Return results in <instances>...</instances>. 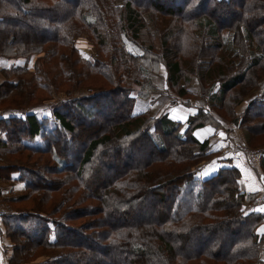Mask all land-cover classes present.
<instances>
[{"label": "trees", "instance_id": "obj_1", "mask_svg": "<svg viewBox=\"0 0 264 264\" xmlns=\"http://www.w3.org/2000/svg\"><path fill=\"white\" fill-rule=\"evenodd\" d=\"M174 1L175 5L165 6L161 0H121L118 5L116 0H0V58L12 66L1 71L5 80L0 84V103L13 102L9 91L18 92L25 84L10 77L19 78L31 68L30 99L37 90L42 94L51 90L46 83L50 74L57 87L68 85L63 70H56L58 48L62 62L67 57L70 62L79 54L76 39L81 35L110 61L105 65L98 59L74 60L88 72L84 79L98 75L108 88L87 97H66L50 108L51 117H41L35 110L5 112L7 116L0 117V154L4 155L0 158L28 151L30 156L46 153L54 161L38 171L22 167L8 171L0 162V181L23 182L28 192L22 199H8L9 203H34L32 197L40 194L33 210L8 208L0 214V234L5 233L12 243L8 264H21L39 249L48 251L39 264H119V260L120 264H264V235L256 233L264 215L253 210L256 194L239 192L238 169L221 167L207 179L197 177L213 154L208 140L200 142L192 131L205 123L213 125V116L199 110L182 124L165 114L132 111L135 99L147 97V89L155 87L144 75L142 61H159L167 68L172 91L181 97L188 94L185 86L195 75L201 96L221 121L237 123L245 130L247 145L264 150V81L257 96L235 114V106L264 77V0ZM144 14L176 19L178 26L166 36L175 38L173 52L168 42L160 52L147 47L145 53L134 54L125 48L122 32L137 38L136 27ZM106 17L118 28L111 51ZM34 25L52 28V34L35 42L19 37V30ZM18 57L25 58V65L14 66ZM185 62L188 66L194 62L190 76H186ZM107 100L109 106L102 111ZM77 124L95 130L78 131ZM81 130L86 145L81 135L75 139ZM21 134L40 137L45 145L23 143ZM74 142L85 146L76 157L69 155ZM134 156L139 160L133 161ZM260 164L264 172V151ZM106 168L115 170L104 172ZM51 195L63 196L58 207L49 208ZM242 203H246L244 211ZM64 206L79 209L66 210L61 217L52 215ZM142 211L150 212L151 218L136 224L127 221ZM72 236L79 237L78 242L70 241ZM189 246H197L194 253L186 251Z\"/></svg>", "mask_w": 264, "mask_h": 264}, {"label": "rangeland", "instance_id": "obj_2", "mask_svg": "<svg viewBox=\"0 0 264 264\" xmlns=\"http://www.w3.org/2000/svg\"><path fill=\"white\" fill-rule=\"evenodd\" d=\"M68 2H70V0H67ZM108 1V0H107ZM121 0H116V3L114 5H118L120 3ZM162 3L167 6H173L175 5L177 2H175L174 0H161ZM179 1V0H176ZM103 5V4H102ZM64 12V11H63ZM63 12H61L63 14ZM61 14V15H62ZM119 16H116V19L119 20ZM227 16V15H226ZM225 17V16H224ZM176 19L169 18V17H165L162 15H149V14H144L143 15V20L140 22V25H138L136 27V29L138 30L137 33V38L136 34L134 36H129L128 34H126V32H122L121 34V40L124 42V46L125 48L131 53L134 54H142L141 52L143 51V53H145V49L151 48L152 51H156V52H160L163 48V44H165L164 42H168V47L172 52L173 50L171 49L172 46H174L173 41L175 40V38L173 39H168L166 36L170 31H175L176 27L178 26V23L175 21ZM105 21H108L106 26H110L109 29V33L111 34L110 37H107L108 39V50L111 51L112 48L114 47L113 45L115 44L116 40H115V35H116V31L118 30L117 27L112 26V24L109 22V20L107 19V17L105 18ZM119 24L123 25L124 24V20H122L121 22H119ZM175 27V29H174ZM124 31L127 28H122ZM21 32V33H20ZM47 34H49V36L52 34V28L48 29V28H40L38 26H33L30 27L29 30H24L22 29V31L19 30V37L20 38H24V36H26L27 38L30 39H41L45 36H47ZM223 36H225V34H223ZM168 39V40H166ZM112 45H111V44ZM136 43V44H134ZM76 45L78 47V51L79 54H75V59H79L80 58L87 60V61H93L95 59H98L100 62H104L105 65H109L110 61L105 59L103 56L100 54V49L99 47L97 48L96 46L94 47L93 42L88 40V38L85 35H81L80 37H78L76 39ZM140 47V48H138ZM143 47V48H141ZM166 48V47H165ZM62 49L58 48V59H57V67L56 70H63V72L65 73V77L64 80H68L70 81V83H68V85H63L62 87L65 89H67L68 92H65L64 89H62V87H57V83L54 82V76H51V74L49 75V78L46 77V83H50V85H52L51 90L48 92L46 91L44 94H42V92L40 90H37L36 95L30 99V95L32 93V88L31 87V81L33 78V73L34 70L28 71L27 73H23L22 75H19L17 78L16 76H11L10 77V81L12 82H16L18 79V81L22 80L24 81V86L22 87L23 89H19L18 92L16 91H9V94L13 100V102H9V100H7V102L0 103V117H5L7 116L5 112H10V114H19L21 113V111H25V112H33V110H35L39 116L41 117H51L50 114V108L52 106H57L59 105V103L61 101H65L67 100L66 97H87L90 96V94L95 93L96 91L102 90L104 88H108L110 85L108 83H106L105 79L101 78L98 75H94L91 74L89 75V77L86 79V76L88 75V72L86 70H84L83 68L80 70L79 69V64L77 62H74L75 59H72L70 62L68 61V57L67 60L64 61V63L62 62L61 58H60V51ZM49 52V51H48ZM65 52L67 53V56L72 57V53L69 52V50L65 49ZM39 55V54H38ZM110 54H106L105 56H108ZM62 57V56H61ZM64 57V56H63ZM82 59V60H83ZM4 60V59H2ZM18 63L14 64V66L20 65L23 66L25 65V58L24 57H18L17 58ZM16 60V62H17ZM187 62V61H186ZM186 62L183 64L184 66V70L187 71L186 76H190L191 73L189 74L190 68H195L194 66V62L191 63L189 66L186 64ZM54 65V62H52ZM74 63H77L78 65H74ZM83 64V61H82ZM143 64V68H145L144 71V75H146L148 78L149 76H156L157 78L160 77L161 79V84L159 86V88L157 87H153L151 86V88L147 89V91H149L147 93V96L152 94L155 96H159L161 93H167L169 95L173 94V98L176 99L177 97L180 98L181 96L177 95L175 93V91L171 90V87L168 84L167 81V76H168V72H167V68L164 66L163 63L161 62H155V63H149L148 60L146 61H142ZM81 65V64H80ZM84 65V64H83ZM33 67V66H32ZM63 67V68H62ZM9 68H12L11 66V62L10 64L7 65L5 70H8ZM35 68V66H34ZM4 69V68H3ZM48 71H50V69H47ZM81 73V75H80ZM45 75V72H44ZM80 75V76H79ZM5 76V75H4ZM81 78H83V81H81ZM92 78H98V79H93ZM189 84L185 86L188 94L182 96L183 99L180 100H184L182 102H188L190 99V97H202L200 94V87H199V80H197L195 75L190 76V80H189ZM264 81V77L261 78V80L258 81V84L255 88H253L251 91L248 92L247 96L244 98V101L240 102L238 105L235 106L236 109V116H238L241 111H243L244 106L247 105V102L250 101V99L254 98L257 96L261 85ZM25 88V89H24ZM214 90L216 91V88H214ZM47 93H50L49 95ZM40 94H42V97L40 96ZM176 94V95H175ZM45 96V97H44ZM203 98V97H202ZM201 98V99H202ZM143 99V98H142ZM205 100L207 98H204ZM16 102V104L14 103ZM109 102L110 100L105 101V104L102 105L101 110L103 111L102 108H106V106H109ZM139 102H142V100H139ZM207 102V100H206ZM10 103H14V104H10ZM104 103V102H101ZM146 104V103H144ZM204 104V102H203ZM113 105V103L111 104ZM8 106H11L14 110H5V108H7ZM109 108V107H108ZM207 114L208 115H215L216 116V112L209 107L208 103H207ZM5 110V111H4ZM4 111V112H3ZM198 112V111H197ZM36 113V114H37ZM206 113V112H205ZM164 114V113H162ZM21 116V115H20ZM152 116H160V115H152ZM113 117V115L108 116ZM220 122V123H219ZM77 123V122H76ZM75 123V124H76ZM215 127H219V126H225L226 125H233L235 124L236 126H238L239 130L242 132L243 134V138H244V142L246 144V146H244L243 148H245L246 150L250 151V159L251 161H253V154H254V159L255 156L257 154L262 155V153H257V151H263V148H259V147H252V146H248L247 145V136L245 133V130L239 126L237 123L233 122L231 123L228 119H226V121H221L220 120H214L213 122ZM78 127V131H80V129L84 130V129H88L87 131H93L95 129L91 128L89 129L88 127H86L85 124H77L76 125ZM234 126V125H233ZM78 132L77 136H75V139L81 135V139L82 141H86L83 144L86 145L88 144V141L86 140L87 138L85 135V132ZM91 131V132H92ZM90 132V133H91ZM88 134L90 136L89 139H91V134ZM3 136V135H2ZM21 139L23 140V143H28L30 145H33L35 147H43L45 145V142L40 138V137H35L34 139H29L28 136H25V134H21ZM83 144L78 143V142H74L73 147H75L74 149H72L69 152V155L72 156H77L79 155V153H81L82 149L85 147ZM12 148H14L15 146L12 145ZM42 151V150H41ZM28 151H21L18 154H13L12 156H8L7 158H0V162L3 168H6L8 171L10 170H14L15 168H19L22 167L26 170H31V171H38L40 168V166H50L54 164V161L52 160V158L50 156H47L46 153H41V154H36L34 153V155H28ZM135 154V153H133ZM136 155V154H135ZM0 156H4L2 153L0 154ZM28 157H31L29 159H27ZM137 158L141 157L140 154L136 155ZM260 156H258V158H256L257 161L256 163L254 162L253 164H256L258 166H260ZM123 160H127L128 158L123 156ZM139 159H136V157H133V161H136ZM130 161V158H129ZM261 168V166H260ZM5 169V170H6ZM113 170H115L114 168H106L104 169V172H108V173H113ZM262 172V174H261ZM260 172V176L263 175L264 177V172L261 169ZM7 173V172H6ZM63 175V174H62ZM64 177V176H61ZM262 177V180L264 181V178ZM50 178L52 180H54L52 178V175L50 176ZM14 179H16V176L14 177ZM58 179V178H57ZM264 187V186H263ZM240 192V190H239ZM238 192V194H240ZM27 191L25 186H23V182H7L4 183L2 181H0V214H3L6 212V210L12 209L14 211H22V210H33L31 208L35 207V205L38 203V199H39V195H36V197H32L34 201V203H32V201H20V202H15V203H9L7 200L11 199V198H15V199H11V200H18V199H22V197H24L25 195H27ZM259 195H255L254 197V201L251 203L253 205H255L256 203V199L258 198ZM63 198V196L61 195H51L50 198V204H49V208H52V205H58L59 201H61ZM27 199V198H26ZM54 201H58L57 203H54ZM258 204V203H256ZM241 205H243L246 208V203H242ZM70 206H74L73 203L70 204ZM58 207V206H56ZM48 208V206L46 207ZM79 207L74 208H66V206H64L63 208L57 210V214H52L55 217H61V215H63L66 210H70L69 213L71 212V210H78ZM48 211V210H47ZM151 218V213L150 212H146V211H142V212H136L134 215H131L129 218H127V221H129L130 224H136L138 221L142 220V219H150ZM103 222L108 223V222H112L110 220L106 221L103 220ZM262 230H264V224H260L257 228H256V233L258 236L264 235V232H262ZM79 239L76 238L75 236L69 237L70 241H75L78 242L77 240ZM227 247V246H226ZM226 247L225 245L222 248V251L226 252ZM195 249H197V246H189L186 248L187 252H191L194 253ZM0 250L1 253L3 254V258L5 260V264H8V258L11 255V251H12V243L9 241V239L5 236V233L0 234ZM40 250V251H39ZM37 251V253L34 255V257H30V259H24V261H22L21 264H39L41 262H43L44 260H46L47 257H45L46 255H48V251L45 250H41L39 249ZM262 254L261 257L262 259H264V245L262 247ZM42 251L44 253H42ZM98 251V248L97 250ZM24 252H26V254H31L30 252H27L26 250H24ZM53 252L57 253L56 250H53ZM23 253V252H20ZM43 254V255H42ZM46 254V255H45ZM122 259V258H120ZM122 262V260H119V264ZM118 264V262L116 263Z\"/></svg>", "mask_w": 264, "mask_h": 264}, {"label": "crops", "instance_id": "obj_3", "mask_svg": "<svg viewBox=\"0 0 264 264\" xmlns=\"http://www.w3.org/2000/svg\"><path fill=\"white\" fill-rule=\"evenodd\" d=\"M17 63L18 60L14 64ZM8 64H10L9 61L0 58V84L5 80L4 73L1 71L3 68H6ZM149 79L153 82L155 87L159 88L162 82L160 77L149 76ZM172 96L173 94L169 93L168 95L165 92L161 93L159 96L150 94L143 99L136 98L132 111H134V113L149 112L152 115H162V113H164L170 121L182 124L186 122L190 115L197 113V111L203 110L204 113L208 111L207 102L204 99L205 97H201L202 99L198 96L190 97L188 102H182L184 101L180 100L183 99L182 97L174 99ZM139 100H142V102H139ZM213 118L215 120L220 119L217 114L216 116L214 115ZM233 125L225 124V126L215 127L209 123H205L204 126L195 128L192 131V135L200 142L208 140V151L213 154L201 165L200 170L197 172V177L199 179H207V177L214 175L221 167H234L238 169L240 174L239 190L245 194L259 195L264 189V181L262 180L263 175L260 176L262 169L260 168L261 165L258 166L253 164L257 161H251L250 151L243 148L246 146L243 138L244 136L238 126L235 124ZM185 128L186 125L183 126L181 132ZM263 151L260 153L263 154ZM252 207L256 212L264 215V211L261 210L264 209V204L253 205ZM0 264H5L1 250Z\"/></svg>", "mask_w": 264, "mask_h": 264}, {"label": "built area", "instance_id": "obj_4", "mask_svg": "<svg viewBox=\"0 0 264 264\" xmlns=\"http://www.w3.org/2000/svg\"><path fill=\"white\" fill-rule=\"evenodd\" d=\"M261 152V151H260ZM259 151H257V153H260ZM258 156H259V154H257L256 156H255V159H254V154H253V161L254 160H256V158H258ZM264 178V177H263ZM256 203H258V204H264V191L262 192V194L260 195V196H258V198L256 199ZM255 203V205H258V204H256ZM240 209L242 210V211H244V210H246V208L243 206V205H241L240 206Z\"/></svg>", "mask_w": 264, "mask_h": 264}, {"label": "snow or ice", "instance_id": "obj_5", "mask_svg": "<svg viewBox=\"0 0 264 264\" xmlns=\"http://www.w3.org/2000/svg\"><path fill=\"white\" fill-rule=\"evenodd\" d=\"M262 211H264V209H261ZM262 232H264V230H262Z\"/></svg>", "mask_w": 264, "mask_h": 264}]
</instances>
